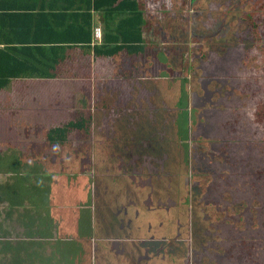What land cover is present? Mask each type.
I'll list each match as a JSON object with an SVG mask.
<instances>
[{
  "label": "trees",
  "instance_id": "16d2710c",
  "mask_svg": "<svg viewBox=\"0 0 264 264\" xmlns=\"http://www.w3.org/2000/svg\"><path fill=\"white\" fill-rule=\"evenodd\" d=\"M89 1L90 0H85L86 3ZM111 1L112 0H101L100 3V0H94L92 5H94L96 9L101 8L104 4H107L109 7L113 1L115 2V0ZM129 1L130 0L121 1V4L125 3L124 7H120V4L117 5L116 8L121 10V12H124L126 16L121 18V20L114 25V31L109 33L108 38L106 37L107 32L105 38L100 40L101 42H95L93 48L96 55L112 56L113 53L116 51L119 52L122 48L127 49L128 54H138L145 49L146 40L143 39L142 34V25L145 24V18L143 16L144 13L136 7L137 0H132V2L128 4ZM216 1L217 2H214L213 0H195L192 2L188 14V20H193L189 22L190 32L188 31V28L186 29L184 27L180 28L181 30L176 33L175 30H169L167 27L171 22H167L166 18L168 17H165V20L160 21V23L162 24L161 27L164 26L167 32L164 29H161L162 33H166L167 35L171 34L168 37L174 38V42H176V45L179 44L178 46L180 48H185V50L180 54L183 58V52H188L192 49V47H189V44L192 40L191 36H194L197 31L196 27L200 30L203 24H206V20L204 21L206 15L207 19H209V23L204 29L200 30L201 33L205 34L201 35L200 38H203L204 40L205 38H209V40H200L203 42L202 46L205 43H210V49L213 50V52H211L212 55L215 53L217 56L211 57L210 62H207V66L210 64L213 65V62L215 61L214 65L216 64L217 66L214 68L218 69V66H224L226 68L225 73L230 74L228 84L226 80L224 81V79L221 78L222 76L216 80L217 83L214 81L216 85L223 81L222 90L216 92L215 95H220L224 89H227L231 91L232 94H236L241 98L252 95L259 96L264 99V35L259 34L260 23L255 21L250 22L244 18L245 14L241 15L246 6L245 4L240 6V0H225L227 4H231L233 1L230 12L225 11L223 5H220L222 3L221 0ZM204 3L207 4L208 7H203L209 9L211 13L207 11L204 12L202 9L197 12L200 5ZM90 7L91 5H86L88 11ZM115 10L112 9L110 11L113 12ZM86 14H88V20L77 32L84 35V40H81L82 42L92 45L91 42L93 41V36L91 30L92 24L90 22L91 16L90 13ZM199 14L203 15L202 18L204 19L201 21L200 26L194 25L197 20L196 18L194 21V16L197 17ZM172 25L169 26L173 28ZM208 26L211 28H208ZM250 27L253 31L249 29ZM94 28L95 27L93 26V29ZM245 29H249L252 35H245V37L240 39L238 33ZM186 32H189L187 35L189 38H185V36L182 35ZM229 33L231 36H228ZM213 34L217 35V38L224 36V40H222V42H218L212 39ZM89 46L90 45H88V47ZM171 46L174 48L176 47L172 45V42ZM12 50V47L0 49V90L8 86L11 79L14 77L23 75L28 77L38 75L46 76L48 74L40 71L41 66L36 67V70L34 71H21L16 69L13 71L5 70L4 68L6 66L21 65L22 63L24 66L23 61L13 57L11 53ZM53 58L54 60L52 62H58V58L52 57V59ZM15 59L21 63L19 64ZM178 60H181V58ZM182 63L183 62L181 60V64ZM182 67L189 69V71L193 74L191 81H196L193 78L198 76L200 69L193 63L189 66L184 64L181 66V69ZM246 68H249L253 71V73L246 72ZM214 72L216 73L217 70ZM186 76L187 75L182 71V73L175 78L176 80H179L175 85L177 90H175V86L172 87L174 93L172 97L175 101L172 109L178 110L179 114H183V112L186 113L185 110L187 109L186 104L188 102V97L186 86L188 84V79ZM247 76L249 77L248 80L253 81L254 85H247V90L240 92L238 85L242 82L246 83L245 77ZM152 81L156 82V78L149 79V81L148 79H144V82L153 84ZM157 82L160 83L159 88H164L162 82ZM212 82L213 81H211V83ZM213 87L215 86L208 85L210 90H212L211 88ZM252 87H255V89H252ZM99 98L100 100L105 101V98ZM212 98L215 99L217 97L214 98L213 96ZM211 101L212 99H210V102ZM181 105L184 107L182 108L184 111H181ZM204 105L202 104V106ZM221 105L222 104L213 103L207 104L206 106H211L212 109L216 110V108L220 109L222 107ZM206 106H204V108L202 107L203 110L207 108ZM259 108L256 110V120L253 119V123L257 126L246 131V135L238 132V128L235 129L237 127V118H233L231 121L225 120L224 122L222 121L219 123V120H217L216 117L214 121L203 122L199 119L197 114L198 118L196 117V120L192 123L191 134H188L186 131L188 127L187 117L184 115V118H182V116L179 117L177 120L180 121L179 127L183 130V135H177V139L180 143L181 140H183V148L175 145H172L171 148H166L165 143H163L164 140H166L164 137L167 134L165 133V129H168L169 126L166 125L165 122L167 118L162 120L164 122V128H158L159 130L162 129L160 141L155 139V143L153 142V136H158L156 133L159 130L153 133L150 131H148V133L144 132L145 129H153L154 122L158 120L155 116H150L147 128L140 119H130V123H132V125L127 126L129 127V134H127L128 131L125 132V128H118L124 127L125 124L123 122L120 124L115 123V127L118 129H111L110 133L107 135H100L96 133L94 134V138L88 137L89 135L86 131H88V127L90 125L89 121L94 120V118L91 116L92 114L90 110H83V112L85 111L88 115L86 118L81 116L76 118L73 117L72 119L65 121V125H58L48 130L46 139L49 144L48 146L52 149L40 152L37 151L35 156H32L34 162L32 164L29 163L31 165L30 167L25 166L23 167V170H21L18 167L21 163L18 160H14L15 158L13 153L1 152L0 172H11L14 173V175L16 174L15 177H20L17 182L20 184L21 192L20 194L16 193L13 202H16V205H24L23 202L26 200L29 202V205H32V208L35 206L34 211L36 213V221L38 224L40 223L43 226H46L47 224H45V218L49 216V210L47 207L46 209L44 208L43 201L46 199L49 204V194L51 193H48V189L52 184L51 180L55 178L58 181L60 180L61 183H64L62 179L65 175L69 174V166L73 165L71 167L74 169L79 167V159L73 162L72 155H77L84 151L78 146L73 148L74 150L72 151L64 148L66 144L73 145L67 140L68 132L70 130H76L81 133L83 132V136H87L89 139L91 138V149L89 144L86 141L84 142L93 153L95 160L99 159V155L101 158L106 159L115 157V159H121V161H124V164L131 167V165H134L136 160L135 164H142L146 155L157 157V155L153 156L149 154V150H157L160 153L162 152L160 156L163 157V161L162 167L155 169L154 172L162 171L166 176H168L169 181L167 183H171L170 177H175L174 174L176 173V175L178 174V177L175 178L177 180L182 179V185L184 183L185 185H189L186 191L183 192L182 190H178L175 192V201L173 204L179 208V212L177 214L178 217L188 215L187 208L189 206L191 210L188 216L189 218L191 217L190 219H193L194 224L198 225L191 228V243L189 245L188 242L183 243L182 241H176V239H179L178 236L182 235V231H180L181 227L177 226L175 228V234H167L166 237H169L170 239L165 240L163 243L156 241L149 242L148 246L144 248V250L146 249L145 257L147 259L148 257H151L154 260H157L158 264H163L162 261H160L163 259L168 261L169 264H185L188 263V254L191 256V260L194 264H230L229 262L233 257L234 263L231 264H243L247 263V261L253 260V256L255 257L256 254L261 256L264 255V135L256 137L252 135L256 129H261L264 133V103L261 104ZM135 116L141 117L139 114H136ZM173 119L172 122H175L176 118L174 120ZM217 124L221 126L219 127ZM222 125L224 126L222 127ZM221 130L226 131L227 133H229V130H232L234 133L226 135L224 132L222 133ZM137 136H140V138ZM167 140H172V138ZM187 140H189V142H187ZM144 141H146L145 145L142 144ZM186 146L190 147L191 154L192 156L194 155V158L192 157L193 160H191V164L189 162L188 154H186V159L185 161H182V166L180 165V162L177 163V161L175 162L173 160V156H175V152H178L179 155L180 149L183 150ZM168 148H170V153ZM187 151L189 152V148L185 150V152ZM164 152H166V155ZM68 155L71 158L68 157ZM176 158L178 157L176 156ZM35 160L37 163H35ZM53 162H55V164H53ZM151 162L154 165V161ZM49 164L52 165L49 166ZM56 164H59L58 168L55 166ZM147 165L142 166V172L144 169L149 170L150 165ZM116 166V163H112L107 166V170L109 172H112L111 170H113L114 173ZM180 167H185L187 170L189 169V172H191L192 175L187 176L184 172H181ZM177 168L180 169L177 170ZM105 170L106 169L104 168H94L95 174L99 171L103 173ZM243 173L246 174L247 178L238 182L237 186L230 187L233 181H238L237 176H240ZM29 174L32 178L30 181L28 179ZM157 176L150 178L147 177L146 184L150 186L154 184L159 186L163 179H158L156 178ZM8 184L9 182L1 187L2 184L0 183V194H4L9 188H12V185ZM162 185H164V182H162ZM178 185L180 186L179 181ZM149 195L151 196V191L149 192ZM8 199L11 198L8 197ZM61 201L64 205L62 209L60 208L61 210L70 211L72 209L70 205L72 204L71 198ZM180 202L182 203L180 204ZM151 205H147L149 209L153 208ZM42 211H46L45 216H43L44 213ZM23 216H25V212H23ZM232 221V225L228 224V222ZM25 223L27 224V220ZM44 234L45 233L41 232L38 227V229L36 228V232L32 233L31 236L38 237ZM22 242L35 243L37 241L35 239L31 241L19 240L16 242L11 240H2L0 242V264H4V259H9L6 255V251H13L15 248L19 247ZM68 243L69 242H67V244ZM68 250L70 251L71 256L66 258L65 264H78L79 256L76 254L77 251L72 250V252L70 249ZM31 252L33 253L32 256H37L40 250L34 248ZM110 254H113V252H110ZM15 259L17 261L16 264H26V253L24 252V254H22V249H17L14 253H11V264H15ZM115 259H117V256L114 253L113 261H115ZM131 262H133V264H140L138 261L137 263L135 259ZM131 262L127 259V263Z\"/></svg>",
  "mask_w": 264,
  "mask_h": 264
},
{
  "label": "rangeland",
  "instance_id": "374dc122",
  "mask_svg": "<svg viewBox=\"0 0 264 264\" xmlns=\"http://www.w3.org/2000/svg\"><path fill=\"white\" fill-rule=\"evenodd\" d=\"M193 1L195 0H178V2L182 6L183 11L181 10V13L178 14L179 15L178 17L166 18L167 22H171L169 25L173 24L172 25L173 28H171L167 23L168 25L167 28L169 30L171 31L175 30V33H176L181 30L180 28L184 27L186 29L188 28L189 32L191 31L189 27V22L193 20H190V21L188 20V14H189V8L192 5ZM213 1L217 2L216 0H213ZM221 2H220L221 3L220 5H223L224 10L227 12H230L232 3L227 4L225 0H221ZM239 3H240V6H243V4H245L246 6V7L244 6L245 10L241 13V15L245 14L244 18L246 20H249L250 22L255 21L257 23H260L259 34L264 35V0H240ZM203 6L206 7L207 4L204 3V4H201L200 7L198 6L199 8L197 9V12H199V10L202 9L204 12L207 11L211 13L209 9ZM213 8H214V5H213ZM162 9H159V10H162ZM173 11H174L173 7L165 8L164 10L165 15ZM202 16L203 15L201 14L197 15V17L194 16V21L197 18L196 23L194 22L195 23L194 25H199V26L201 25V21L204 19L202 18ZM205 17L206 18L204 19V21L206 20V24H203L200 30L204 29L209 23V19H207L206 15ZM162 19H164L163 14H161L160 19L157 20V18L155 19L153 18V20L152 19L151 21L149 20L148 23L144 26V35L146 37V45H145V49L142 52L138 54L136 53L132 54L131 56L126 55L123 52L121 55L118 56L116 60L114 59L113 60L112 59L102 60L101 66L104 65L103 67L108 66L110 68L109 72H107V74L104 76V79L100 81L96 79V81L93 82L92 84L94 88L93 91L89 93V91L86 90L85 91L86 94H84L83 96H81V94H78V97L81 96L79 99L77 97L78 105L76 104V100H75V103L72 104L70 109L68 107L65 109L67 113L61 112V114H69L72 117L73 114L75 113L74 118L78 116L86 118L88 115L85 112H83V110H90L91 114L97 113V119H95L94 117V120L89 121L90 125L86 133L89 135L88 137H91V138H94V134L96 133L100 135L101 134L107 135L110 133L111 128L113 127V124L114 125L115 123L120 124L126 121L124 120L125 118H123V120L115 118L116 117L115 115L119 110L123 109L124 111L126 109L124 107L125 100L123 98V94L125 93L126 95L128 93L129 87H125L124 85L126 83L125 81H129V82L132 81L131 83L134 86L135 84L137 85L139 81L141 82L144 79H148L149 81V79L156 78V81L162 82L165 90L163 87L157 89L154 92L155 94L153 93L152 96L148 95V100L144 99L142 106L141 104L140 105L136 104V106H139V107L141 106V107L137 110L134 108V110L140 111V113H138L141 116L140 120L146 125V128H147V124L149 123L150 116L151 117L155 116L156 119L158 118V120L154 122L153 129H145L144 130L145 133H148V131L152 133L157 132L159 130L158 129L159 127L164 128V122L162 120L164 118L165 119L167 118L165 122H166V125H169V126H168V129H165V133L167 134L165 135L164 139L166 140L163 139L164 140L163 143H165L166 148L167 147L171 148L172 145L179 146L181 148H183L184 146L183 140H181V143H180L177 139V135H180V134L183 135V130H181L179 127L180 121L177 120L181 116L182 118H184V116L187 117L188 127L186 131L188 132V134L189 133L191 134L192 123L196 120V117L198 114L199 119L202 120L203 122L214 121L216 117H217V120H219V123H221L222 121L224 122L225 120L231 121L233 118H237V127L235 129L238 128L239 129L238 132H241L243 133V135L244 134L246 135V131L250 130V128H254L257 126L255 123H253V119H255L256 117V110L259 108V106H261V104L264 103V99L259 96H252V95L241 98V97H238L236 94H232L231 91L227 89H224V91L220 95H215L216 92H219L222 90L223 81L219 82L218 85H216L214 81L217 83L216 80L222 76L221 78L224 79V81L226 80L228 84L229 79H230V74L225 73L226 68L224 66L220 65L218 66V69L214 68L215 66H217L216 64L214 65L215 61L213 62V65L212 64L209 65L210 68L209 66H207L208 65L207 62L208 63L210 62L211 57L213 56L217 57L215 53H213L212 55L211 52H213V50L210 49L211 47L210 43H205L202 46L203 42L201 40L206 41V40H209V38H205V40L203 38H200L201 35H205V34L201 33L200 30L196 27L197 31L194 34V36H191L192 40L190 41V44H189V47H192V49L188 52H183V58H182L180 54L182 51L185 50V48H180L178 46L179 44L176 45V42H174V38L168 37L171 34L167 35L166 33H162L161 29H164L166 31L164 26L161 27L162 24L160 23V21ZM208 28H211V27L208 26ZM249 29L253 31L251 27ZM249 29L240 31L238 33L239 38L241 39L242 37H245V35H252ZM189 32L188 33L186 32L182 35L185 36V38H189V36H187ZM212 36H213L212 39L218 42L220 41L222 42V40H224V36L218 37V38L216 37L217 35L215 34H213ZM228 36H231L230 33ZM171 42L173 46H176L175 48L171 46ZM179 58H181L183 62L182 64H181V60H178ZM192 63L200 69L198 76L196 78H193L196 81H191L193 74L189 71V69L183 68V67L181 69V66H183L184 64L189 66ZM117 65H122V66H120V68L117 69L116 68ZM215 70H217L216 73L214 72ZM182 71L184 72V74L187 75L186 77L188 79V84L186 86L188 102L186 104L187 109L185 106L186 113L183 112V114H179L178 110L172 109V106L175 103L174 98L172 97L174 95L172 87H174L178 83L179 80H176L175 78L178 77V75L182 73ZM246 72L253 73V71H251L249 68H246ZM231 73L234 74L233 72ZM97 77L99 76L97 75ZM248 79H249L248 76L245 77L246 83L242 82L241 84L238 85L240 92H244L245 90H247V85H251V86L254 85L253 81H250ZM211 81L213 82L211 83ZM117 82L120 83L119 86L116 85ZM107 84L109 85L108 91L110 93H113V95H115V98L118 95V98L111 99V101L112 102L114 101V103L110 101L109 103H112V104L111 105L107 104L108 106L107 107L105 106L106 109L103 111L105 103L102 100H100L99 97L104 98L106 94L104 86ZM157 84H160V83H157ZM136 85L134 87H137ZM208 85H211V86L213 85L215 87L211 88L212 90H210L208 88ZM146 86L148 89H152L151 84L148 83V85ZM33 87L34 85H32L31 87L25 88V89L18 88L16 91L17 93L15 92L14 95L11 96L10 98H5L2 94L3 97L0 98V113H4V119L0 118V150H4V151L7 150L6 152L12 153L11 150L14 149V153L16 155H18L19 153L17 148H24V149L31 148L30 150H27V154H30V153L33 154V151L40 149V147H43L41 149L43 151L51 150L52 149L51 147L46 148L45 146V144L49 145L47 143L46 136H45L46 135L45 129H47L46 126L48 125L52 126L55 123L58 125H65L64 122L67 121V119L62 120L61 118L60 120H57V119H51V117L48 118L49 116L48 113L50 112V109L54 106V100L52 98L54 91L52 92V87L50 86V87H47L45 90H39V94L36 95L38 96L36 97L37 99L36 98L33 99L32 97H30V95H32L33 93L32 90H34ZM252 89H255V87H252ZM175 90H177L176 86H175ZM28 92L30 95L28 94ZM136 93L137 92L134 90L133 94L136 95ZM56 94H57V91L55 90V95ZM212 95L214 96V98L215 97L217 98L213 99ZM49 96H50V99H48ZM42 97H44V99ZM210 99H212L211 102H210ZM4 102H8L10 104L4 105ZM28 102H30L31 104H28ZM215 102L217 104H222L221 105L222 107L220 109L216 108V110H214L212 109L211 106H206L207 104H213V103L216 104ZM202 104L203 105L206 104L204 106H206L207 108L203 110L204 106H202ZM26 107L29 109V113H31V116H28V119H24L25 117L24 118L20 117L21 116L20 112L28 113V110ZM11 108L14 109V110H11L12 113L9 112ZM180 108H181V111L182 110L184 111V109H182L184 108L182 105ZM69 111H71L72 113H69ZM9 114L13 116L9 118L10 116ZM105 114H110V115L107 116ZM5 115H9V116L5 117ZM104 115L107 117L102 118L104 117ZM63 116H68V115H63ZM42 117H45V119H43ZM173 117L174 119L176 118V121H175L176 124L174 121L172 122ZM128 125L131 126L132 123H128ZM218 126L220 127L221 125H218ZM223 126L224 125H222V127ZM40 128H45V129H40ZM161 130L162 129H160L156 133L158 136L156 135L153 136L154 143H155V139L160 141L161 139L160 135H162ZM221 131L222 133L224 132V134L226 135L227 134L230 135L234 133V131L232 130H229V133L223 130ZM78 132L76 130H70L68 132L67 140L69 143L71 142L73 145L66 144L64 148L67 150L70 149V151H72L74 150L73 148H76L78 146L84 151L81 152L80 154L72 155L73 162H75L77 159H80V161L78 160L80 165L78 168H75V169L71 167L73 165H70V166L67 165L69 166L68 170L70 169V173H73L75 171L81 172V173L82 171H84V173H89L92 170L91 166L93 164V160H95L94 155L90 150L92 148L91 138L89 139L87 136H83L82 134L83 132L82 133L81 132L78 133ZM252 135L256 137V136L264 135V133L262 132L261 129H256V131L254 130ZM137 137L140 138V136H137ZM170 138H172V140H167ZM84 141H86L89 144L90 149L87 147ZM146 141L142 142V144L145 145ZM187 142H189V140H187ZM170 148H168L169 153H170ZM188 148H189V152L188 151L185 152V150ZM38 152H40V150ZM161 153L158 152L157 150L155 151L149 150V154L153 156L157 155V157L146 155L145 156L146 158L144 159L142 164L141 163L135 164L137 161L136 160L134 162V165H131V167H129L127 164H123L125 166L124 169L126 171V174L128 175L129 173L135 178L136 181L134 185L138 183L137 185L138 186L141 185L142 187L141 189H138L132 185L128 187L127 190L126 189L124 190L125 193L132 192L131 195L135 196L133 198H138V200L142 201V206H138L139 212L142 211L141 217L136 218V220L138 219V224L136 225V227L132 225V230L134 233L133 240H135L136 237H140V236L142 237L146 236V239H143V241L141 240L140 242L136 243L137 248L135 247L136 249L135 253L133 252L134 256H132L130 252H128V248L124 247L125 244L128 246H130V244L124 243L120 240H117V241L113 239L106 240V242L104 243V246L101 247L102 257L98 259L99 261L97 263L95 262L94 264H133V262L131 261L134 260L136 257L137 258L139 257V259L138 260L135 259V261L136 262L139 261L140 264H158V261L154 260L151 257H148L147 259L145 257V251L141 247L143 246V244L148 245L149 242L151 241L163 243L165 240L170 239L169 237H166L167 234L168 233H170L171 235L175 234L176 233L175 228L177 226L181 227L180 231H182V235L178 236L179 238L178 240L174 237L176 241L177 242L182 241L183 243L188 242V245L191 243V228L192 227L194 228L198 225V224L197 225L194 224L193 219H190L191 217L189 218L188 216L191 208L189 206L187 208L188 215L178 217L177 214L179 212L178 210L179 208L175 206V204H173L175 201V192H177L178 190H182L184 192L187 190L189 185H185V183L182 185L183 180L182 179L177 180L176 178L178 177L177 176L178 174L176 175V173L174 174L176 178L170 177L171 183H167L169 181L168 176H166L162 171L154 172L155 169H159L160 167H162L163 157L160 156ZM164 153L166 155V152ZM186 154H188L189 162L192 164L191 160H193L194 155L192 156L191 149L190 147H187V146L183 150L180 149L179 155H178V152H175V156H173V160L175 162L177 161V163L180 162V165L183 166L182 161H185ZM176 156L178 158H176ZM68 157L70 156L68 155ZM111 159H115V157ZM151 161H154V165ZM53 164H55V162H53ZM147 164L150 165L149 170L147 169L148 172L146 169H144L142 172V166L144 165L146 166ZM50 165L52 164H49V166ZM43 166H46V165H43ZM55 166H57L58 168L59 164H56ZM180 168H181V172H184V174H186L187 176L192 175V173L189 172V169L187 170L185 167L184 168L180 167ZM179 169L177 168V170ZM111 171L113 173V170ZM114 171L115 173L116 171L117 173L119 172L122 173V169L118 167H115ZM3 173L4 174H1L0 179H4L6 177V180L11 181L12 183H14V185H16L17 181L20 179V177H17V179H15V175L11 174V172L10 173L3 172ZM154 176H157L156 178L158 179H163L162 182H164V185H162V182L159 186L157 185L158 187L155 184L152 186L147 185L146 178L147 177L150 178ZM245 178H247V176L244 173L240 176H237L238 181L237 180L233 181L230 187L237 186L238 182H240L242 179H245ZM52 181L53 183L54 182L56 183L55 179L54 180L52 179ZM178 181L180 183V186L178 185ZM176 183H177V186H176ZM10 185H13V184L10 183ZM150 191H151V196L149 195ZM240 191H241V188H240ZM15 192H16V189H12L11 191H9L10 194H13ZM181 203L182 202H180V204ZM147 205H151L153 208L149 209ZM5 207H6V204L1 202L0 203V213H1L0 215H5L4 213ZM115 209L119 211L118 216H121L122 213L120 211V208H117L115 205ZM68 212L69 211L66 212L67 215H68ZM147 215H149V218L147 219L146 224H145L144 221ZM23 221H24L23 218L21 219L19 217L13 218V219L12 218L3 219L2 217H0V236L5 235L6 238L14 239V240H17L21 236H24V235L27 236V234L23 235L24 233V228H23L24 222ZM232 223L233 221L228 222V224L230 225H232ZM56 224H57V221H54L52 225L53 228L51 230L52 234L49 232V234L46 233V235L44 236H38V238H35L36 236H31L27 240L31 241L35 239L37 242L42 241L44 243L45 242L48 243L50 240L55 241L56 239H58L56 238L57 233L54 230ZM37 226L39 227V229L45 230L44 229L45 226L42 228H40L39 225ZM94 226L96 225L91 226L90 220H86L85 226L81 228L79 220L76 219V224H75L74 229L77 231V233L81 235H86L93 229ZM38 227L36 228L38 229ZM135 229H139L138 232ZM95 230L97 231L96 228ZM107 232L108 231H102L101 233H107ZM115 234L118 235L119 233L116 232ZM42 237H47V238H42ZM81 241L83 242V240ZM84 241L86 242L87 240H84ZM28 243H32V242H28ZM20 244L22 245L23 243H20ZM82 244L83 243L77 244L75 242L74 244H71V245L76 246V250H79V247ZM51 247H53L51 246V244L47 245L46 251L48 255L50 254ZM61 248L64 251L65 249L67 250L70 249L72 251V247L70 245H69V248H63V246ZM140 249H143V251L136 253V251H140ZM23 250H26V249H23ZM52 250L54 251V254H55L56 251L54 249ZM80 251L83 252V255H86L85 248L80 249ZM110 252H113V254H110ZM114 253L117 256V259H115V261H113ZM0 254H1V249H0ZM43 255H44V252H43ZM66 256L67 257L71 256V253L69 250L66 251ZM188 257H189L187 261L188 263H185V264H194L189 254H188ZM0 258H1V255H0ZM127 259L131 263H127ZM4 260L6 264L7 263L11 264V259H4ZM253 260L247 261V263H243V264H264V255L261 256V255L256 254L255 257L253 256ZM160 261H162L163 264H169L168 261H165L164 259ZM14 262L16 264L17 262L16 259L14 260ZM229 263L230 264L234 263L233 257L231 258ZM41 264H65V262L64 263H62L61 261L56 262L55 259H50L49 261L41 262ZM86 264H93V263L86 261Z\"/></svg>",
  "mask_w": 264,
  "mask_h": 264
},
{
  "label": "crops",
  "instance_id": "0c3cea01",
  "mask_svg": "<svg viewBox=\"0 0 264 264\" xmlns=\"http://www.w3.org/2000/svg\"><path fill=\"white\" fill-rule=\"evenodd\" d=\"M121 1L123 0H115V2L113 1L109 5V7L107 4H104L101 8L96 9V7L92 5L94 0H90L88 3H86L85 0H0V49L12 47L13 50L11 53L13 57L24 62V66L22 63L21 65L6 66L4 69L7 71H13L15 69L21 71H34L36 70V67L41 66L40 71L43 73H48L46 76L38 75L34 77H28L23 75L14 77L11 79L8 86L0 90V98L3 96L5 98H10L14 95L18 88L25 89L34 85L32 95H30L28 92L30 97L34 99L38 97L36 95L39 94V90H45L47 87L51 86L52 92L54 91L52 95L54 106L50 109L48 118L51 117V119L57 120H60L61 118L62 120L72 119L75 113L71 117L69 114H61V112L67 113L65 109L67 107L70 109L72 104L75 103V100L76 104L78 105V94L83 96L86 94V90L91 93L94 89L92 84L96 81V79L99 81L104 79V76L107 74V72H109L110 68L108 66L103 67L104 65L101 66V61L104 59L116 60L123 52L126 55H132L127 53V49L122 48L119 52L116 51L113 53L112 56H98L95 54V50L93 48L95 42L97 41L99 43L102 38L104 39L107 32L108 33L106 37L108 38L109 33L114 31V25L117 24L121 18L126 16L124 12H121V10L116 8L118 4H120V7L125 6V3L121 4ZM130 2H132V0H130L128 4H130ZM87 4L91 5L89 11L88 8H86ZM169 5L170 7L174 8V11L165 15L164 10L165 8H170ZM136 7L141 10L142 13H144L143 16L145 18V24L142 25V34L144 40H146L144 35V26L149 20L151 21L153 18H157L158 20L160 19L161 14H163L164 19L161 21H164L165 17L175 18L179 16L178 14L181 13V10L183 11L178 0H137ZM112 9L117 10L112 12L110 11ZM86 13H90L91 16L89 17L92 24V45L82 42L81 40H84V35L77 32L88 20V14ZM93 26L100 27L101 37H95ZM88 45L90 46L88 47ZM52 57L58 58V62H52L54 60ZM17 59L15 60L18 62ZM20 61L18 62L19 64L21 63ZM120 66L122 65H117L116 68L119 69ZM97 75L99 77H97ZM125 82V87H129L128 93L126 95L125 93L123 94V98L125 100L124 107L126 109L124 111L123 109L119 110L116 113L115 118L121 120L125 118L124 120H126V123L124 122V127L118 128H125V132L128 131L127 134H129V127L127 126L131 121L130 119H141V117L135 116L136 114L140 113V111L136 110L142 106L144 99L148 100V95L152 96V94L157 89H159V84H154L158 83L157 81H153V84H151L142 80L141 82L139 81L137 85L135 84L137 87H134L135 85L133 86L131 83L132 81ZM148 83L152 85V89L147 88L146 85H148ZM119 84V82L116 83L117 86H119ZM104 87L106 94L104 96L105 101H103L105 103L103 111L106 109L105 106H108L107 104L111 105L114 103V101L112 102L111 99L115 98V95L108 91L109 85L107 84ZM55 90L57 91L56 95ZM134 90L137 92L136 95L133 94ZM80 97H78V99ZM42 98L44 99V97ZM117 98L118 95L115 99ZM48 99H50V96ZM110 101L112 103H109ZM7 104L10 103L4 102V105ZM28 104L31 103L28 102ZM136 104H141V106H136ZM134 108L136 110H134ZM11 110L14 109L11 108L9 111L10 113H12ZM27 110L28 113L20 112V117H25L24 119H28V116H31V113H29L28 108ZM69 113L72 112L69 111ZM93 114L92 117L97 119V113L94 115ZM9 115H5V117ZM105 115L108 116L110 114ZM105 115L102 118L107 117ZM11 116L13 115H10L9 118H11ZM0 118L4 119V113H0ZM42 118L45 119V117ZM48 126H46L47 129H40H45L47 134L48 130L52 128V126L55 127L58 126V124L55 123L52 126ZM113 128L118 129L114 124L111 129ZM45 146L46 148L49 147L46 144ZM42 148L43 147H40V149L33 151V154H27V150H30L31 148H17L19 152L18 155L14 153V149L11 151L14 155L15 161L18 160L23 166L30 167V164L34 162L32 156H35L37 153L36 151H43L41 150ZM6 151L0 150V153ZM79 161L78 165H80ZM122 161L121 159L111 160L101 158L99 155V159L93 160V164L91 166L92 170L89 173H84V171H82V173L69 172V174L65 175V177L62 179L64 183H61L60 180L58 181L55 178L54 179L56 180V183H53L51 180L52 184L48 189V193H51L49 194V204L47 203L46 199V201H43L44 208L46 209L47 207L49 210V216L45 218V224H47L44 228L45 230L40 229V231L42 230L41 232L45 233L44 235H46V233L49 234V232L51 233L53 222L57 221L54 230L57 233L56 238L58 239L55 241L50 240L48 243H44L42 241L35 242L34 244L22 242L23 244L15 249L17 250L21 248L22 254L25 252L27 259H30L33 257L31 250L37 248L40 250L37 257L40 256L42 262L55 259L56 262L61 261L62 263H66V251L68 250L65 249L64 251L61 247L63 246V248H69L70 245L73 251H77L76 254L79 256L78 264H86V261L94 264L95 262L97 263L99 261L98 259L101 258V247L104 246L106 240L113 239L130 244V246L125 244L124 247L128 248V252L134 256L133 252L135 253V247L137 248L136 243L146 239V236H143L144 238L140 236L133 240L134 233L132 230V225L136 227L138 224V219L136 220V218L141 217L142 211L139 212L138 206H142V201L138 200V198H133L135 196L131 195L132 192L125 193L124 190H127V188L132 185L138 189H141L142 187L141 185L138 186V183L134 185L136 180L129 173L128 175L126 174L124 169L125 166L123 165L124 161ZM35 163H37L36 160ZM112 163H116V167L122 169V173H117V171L116 173L109 172L107 170V166ZM94 168H104L106 170L103 173L99 171L95 174ZM28 179L30 181L32 178L29 176ZM5 182L8 183L7 181ZM70 198L72 199V204H70L72 209L67 215V211L61 210L62 207H64L61 200ZM23 204L24 205L16 206V213L14 217H12V219L19 217L21 219L23 218L24 220L23 235L27 234V236H21L19 238L21 241L23 239H29L32 233L36 232V227H38L37 225H39L40 228L44 227L42 224H38L36 221V213L34 211L35 206L32 208V205H29L28 201H24ZM115 205L117 208H120L122 213L121 216H118L119 211L115 209ZM23 212H25V216H23ZM42 212L44 213L43 216H45L46 211ZM0 217L3 219L9 218L7 214L0 215ZM148 218L149 215H147L145 218V224ZM76 219L79 220L81 228L85 226L86 220H90L91 226H96H94L93 229L86 235H81L74 229ZM26 220L27 224L25 223ZM135 230L138 232L139 229ZM102 231L108 232L101 233ZM116 232L119 234L116 235ZM35 238L38 237L36 236ZM81 240H83V242ZM84 240L87 241L85 242ZM67 242L69 243L67 244ZM75 242L77 244L83 243L80 245L79 250H76V246L71 245ZM48 244L53 246L51 247L49 255L46 251ZM147 246V244H143L141 248L144 249ZM84 248L86 255H83V252L80 251V249ZM15 249L13 251H6V255L9 259H11V253H14ZM52 249L56 251L55 254ZM143 249L136 251V253L143 251ZM43 252L45 256L43 255ZM135 259L138 260L139 257H136Z\"/></svg>",
  "mask_w": 264,
  "mask_h": 264
},
{
  "label": "flooded vegetation",
  "instance_id": "af4514ba",
  "mask_svg": "<svg viewBox=\"0 0 264 264\" xmlns=\"http://www.w3.org/2000/svg\"><path fill=\"white\" fill-rule=\"evenodd\" d=\"M21 163V162H20ZM18 167L21 169V170H23V167H25V166H23L22 165V163L21 164H19L18 165ZM1 174H4V173H2V172H0V176H1ZM11 174H14V173H11ZM19 174H21V173H19ZM16 175V174H15ZM30 176V175H29ZM17 177H15V179H16ZM5 181H7L6 180V178H4V179H0V183L2 184L1 185V187H3L5 184H6V182ZM9 182V184L8 185H10V183L11 184H13L11 181H8ZM12 189H16V192L15 193H13V194H10L9 193V191H11ZM20 192H21V190H20V184H18V182L16 183V185H12V188H9L8 189V191L6 192V193H4V194H0V203L1 202H3V203H5L6 204V207H5V209H4V213H5V215L7 214L8 215V217L9 218H12L14 215H15V213H16V210H17V208H16V202H13V199H15L14 197L16 196V193H18V194H20ZM5 195V196H4ZM8 197H10L11 199H8ZM26 201V200H25ZM6 209H7V211H6ZM26 238H28V237H26ZM4 241V240H11V241H13V242H16V241H19V240H21V239H17V240H14V239H9V238H6L5 237V235H1L0 236V242L1 241ZM23 240H27V239H23ZM1 245V244H0ZM35 257V258H34ZM41 259H40V257H37V256H33L32 258H30V259H26V261H25V263L26 264H41ZM44 262V261H43ZM4 264H6V262L4 261ZM7 264H9V263H7Z\"/></svg>",
  "mask_w": 264,
  "mask_h": 264
},
{
  "label": "built area",
  "instance_id": "2783aa9c",
  "mask_svg": "<svg viewBox=\"0 0 264 264\" xmlns=\"http://www.w3.org/2000/svg\"><path fill=\"white\" fill-rule=\"evenodd\" d=\"M94 35L97 38L101 37V29H100V27H95L94 28Z\"/></svg>",
  "mask_w": 264,
  "mask_h": 264
}]
</instances>
